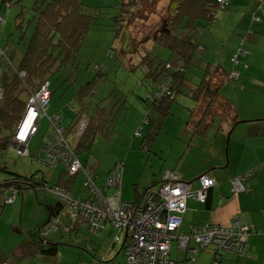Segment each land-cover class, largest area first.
Returning <instances> with one entry per match:
<instances>
[{"label":"rangeland","instance_id":"1","mask_svg":"<svg viewBox=\"0 0 264 264\" xmlns=\"http://www.w3.org/2000/svg\"><path fill=\"white\" fill-rule=\"evenodd\" d=\"M76 1L80 3L81 13L91 16V19L93 17L82 37L77 58L72 64L54 69L49 75V105L46 114H42L39 120L36 134L27 143L28 154L11 146V142L4 143L2 139L9 132L5 128L0 131V167H6L5 171L0 170V182L10 175L9 172L29 177L37 175L43 176L48 186H60L59 184L65 183L70 186L69 189L75 197L87 196V191L82 186L86 180L82 170L75 178H70L68 174H62V164L51 167L36 158L40 142L50 130L47 115L57 114L62 119L61 125L66 129L65 137L83 167H94L95 171H91V175L97 176L96 183L100 188L106 187L109 169L118 161L124 162L121 197L123 201L134 202L135 190L141 192L144 186L151 185L152 181L157 182L165 170H170L164 159L168 160L169 156L174 155V158L180 160L184 152L180 141H187L183 136L186 129L184 122L188 119V109L194 105L192 97L176 92L173 100L163 102L164 108L158 106L150 110L145 101L146 94L154 82L146 74L150 68L143 62V55L149 53V56H155L156 59L168 60L173 68L179 64L177 53L156 41L159 30L164 28L165 24H170V16L174 15L179 0H139L134 6L127 0ZM237 1L240 2L230 0L229 7L227 5L224 10L217 12L210 27H207L208 19L199 18L194 20L193 27H177L174 33L179 36H192L203 46L198 57L192 56L185 73L186 78H190L194 85L200 82L205 68L209 65H221L230 74L233 71L239 73L238 78L228 79L220 89V94L230 101L236 110L233 118H228L230 123L235 118H249L253 112L261 116L254 119H259L264 125V0H241L240 4H237ZM39 2L40 0H0V16L5 21L4 26H0V48L17 44L15 46L20 47L21 51L25 50L28 35L33 33L35 27L36 12L32 11V7ZM43 2L46 1L41 0L42 6L45 4ZM172 4L176 5L175 10H170ZM238 5H242V9L236 13ZM208 9L213 12L214 5L209 4ZM127 11V26L121 28L118 40L116 29L120 22H124L122 15ZM254 15L259 17V22H254ZM21 22L26 30H23V34L21 29L16 27V24ZM125 28L127 36L136 39L135 46H132L130 40L124 42L121 39ZM241 42L245 43L244 51L248 53L242 57L238 66H233L230 58ZM18 61L17 54L13 58V64L17 65ZM96 66L103 69L98 72ZM81 89L93 91L88 98L85 96V100L90 104L91 118L86 134L89 139L85 140L87 148L77 147L83 143V139L76 135L77 119L81 116L78 115L81 108ZM73 103L76 104L74 111L71 108ZM94 104H98L99 109L94 108ZM147 116L150 124L143 123ZM240 125L242 124L236 127ZM140 126L141 137H138L135 132ZM235 128L225 133V145L222 147L224 161L219 171L226 173L244 169V185L247 186L248 192L261 195L259 206L263 207L264 169L259 160H264V144L257 150L256 155L249 149H238L235 159L228 167L234 142L239 135ZM211 140L214 141L213 137ZM144 143L147 145L146 149L142 146ZM172 143L176 144L170 152ZM43 155L41 158H44ZM46 189L40 186H36L35 190L23 189L18 193L14 205L5 204V193L0 192V264H28L29 257L26 254L29 255L33 251L38 253L37 257L41 260L48 259V264H116L112 259H106V255L117 230L108 224L105 229L92 233L87 225L75 224L72 215L62 214L61 220L58 219V228H52L57 231H51L45 236L46 240H43L60 242L57 254L42 255L38 251L35 244L41 241L43 235V229L40 228L47 220V207L58 204L57 197ZM55 223L53 220L52 224ZM184 228H187V225H183L182 229ZM190 229L191 226L186 232ZM175 246L174 241V251ZM19 249L27 250L26 253H19ZM213 252L214 248L208 246L199 253H189L190 260L187 263L212 264ZM178 253L181 256L184 251L179 250ZM230 255L233 254L226 252L224 257ZM119 256L126 263L127 258L122 249ZM234 256L239 259L241 257Z\"/></svg>","mask_w":264,"mask_h":264},{"label":"trees","instance_id":"2","mask_svg":"<svg viewBox=\"0 0 264 264\" xmlns=\"http://www.w3.org/2000/svg\"><path fill=\"white\" fill-rule=\"evenodd\" d=\"M45 1L46 3L43 2L45 3L44 6H42L40 0L39 3L34 4V6L32 7V11L36 12L34 22L35 27L33 33L30 34V36L28 35L29 40L25 50L21 51L20 47L15 46L17 44H12L9 46L6 45L7 47H5L4 49L0 48L2 49L0 53V131L2 130V128H5L9 132L2 139L6 144L12 142L14 135L26 112L29 100L46 82L49 83L48 77L54 72V69L57 70L68 63L72 64L73 62H75L82 37H84V34L88 29L91 20L93 19V17L91 19V16L85 15L80 12V3H78L76 0ZM127 1L134 6L139 0ZM222 1L223 3L220 4L218 0H181L175 10L174 15L170 16V24H165V27L159 30L156 41L173 50L175 53H177V56L179 58V64H177L174 68L171 66L168 60L162 61L158 58L156 59L155 56H149V53L143 55V62L145 64L147 63V66L150 68V70H148L146 74L148 77H151L154 82L152 83L150 91L147 92L145 98V101L148 104V108L150 107L149 110L158 106L163 107V102L165 100H173L176 92H181L184 94L187 93L190 98L192 97V99H194V105L189 109L190 116L186 122V125L187 127L191 128L192 131L198 132L199 134L205 132L206 125L208 126V123L215 116L220 117L221 122L219 124V130L222 129L223 124H228L231 129L238 122V118H235L231 123L228 120V118H233V116L236 114V110L234 108V105L220 94V89L223 84L228 79L233 78L230 77L231 74L228 73L221 65H209V67L205 68L200 82H198L191 88L186 89L184 86V80L187 79L185 73L188 69V64L190 63L192 56H199V51L203 49V46L197 40L193 39L192 36H179L175 34L174 31L177 27L181 26H183L184 29L193 27L194 20L199 18L208 19L209 23L207 27H210L215 20V14L221 10H224L225 6H227L229 3L228 0ZM122 4L125 5V2L122 1ZM209 4L214 5L213 12L208 9ZM128 13L129 12L127 11L125 15H122L124 17V22H120L116 29V37L118 40L120 39L121 28L126 26L125 22L128 19ZM1 22H3L2 17H0V24ZM16 27L21 29L22 32H20L22 34L24 31H26L24 30V27H22V22L17 23ZM17 54L19 55V61L17 65H14L13 58L17 56ZM245 55L246 54H240L238 56L237 64L231 62L233 66H238L242 57H244ZM102 69V67L98 66L96 70L100 72ZM159 90L161 91L160 95L155 96V93ZM49 93L51 97L50 90ZM92 93V90L90 91L89 89H81L80 98L82 99L85 98V96H91ZM48 104L41 112V115L43 113H46ZM72 105H74L75 109L76 104L73 103ZM89 105L90 104L88 102V104H84L83 108L81 107L83 113L80 114L85 115L88 118V124L82 135H78L76 131V135L83 139V143L77 145V147L87 148L88 146L87 144H85V140L89 139L86 135L89 127V119H91L89 117ZM97 105L98 104H94V108L99 109ZM147 120H149L148 116L146 117V121ZM38 124L39 122H37V125ZM65 140L71 147L73 155L78 158L77 153L66 137ZM41 142L43 144V140ZM145 144L146 143H144L143 145ZM145 147H147V145H145ZM37 150L40 151L41 147ZM25 153L28 154V151H26ZM44 159L45 158L39 157V160L41 162ZM42 164L54 167L49 163L42 162ZM118 164H121L122 175L124 162L118 161L111 167L110 171L107 174L105 188H100L97 185V176H92L91 174L89 175V177L94 181L97 189L100 190L104 195L112 194L109 193V191H111V189L113 188L107 185V179L110 176L113 168ZM64 169L68 176L72 178L73 175L69 174L65 167ZM0 170L5 171L6 167L1 166ZM9 173L10 175H8L6 179L0 182V192L5 193V188L8 187L14 188V190H16L18 194L21 192V190L27 188H33L35 190L36 186H40L43 188L58 186L46 185L43 176L39 177L37 175H31L29 177L19 173ZM157 184L158 183L153 186H156ZM59 185L60 186L58 187L65 190L69 189L63 184ZM209 190L210 189H208L207 191L205 201H207L209 197ZM141 195L142 193L136 196V198L134 199V203L139 201ZM47 208L50 221H45L41 225L40 230L45 229L49 225L58 228V216L61 215V213L66 214L63 204L59 200L57 205L48 206ZM53 220L56 221L55 224H52ZM41 237V241L38 242V245L43 254L56 255L59 251V246L61 243L53 241L43 242L42 239L46 240V237L45 235H42ZM225 254L226 251L215 250L212 254V263L213 261H218L221 259L220 264H222V258Z\"/></svg>","mask_w":264,"mask_h":264},{"label":"built area","instance_id":"3","mask_svg":"<svg viewBox=\"0 0 264 264\" xmlns=\"http://www.w3.org/2000/svg\"><path fill=\"white\" fill-rule=\"evenodd\" d=\"M218 1L223 3L222 0ZM253 20L259 22V17L254 15ZM243 44L240 43V47L231 57L234 64L238 63L240 54H245ZM230 77L236 79L238 72L233 71ZM48 84L46 82L28 102L25 116L18 127L21 132L26 126L24 141L38 129L37 122L50 99ZM160 92L157 91L155 96H159ZM71 108L75 110L74 105ZM50 123L52 130L44 136L40 151L44 153L47 163L52 166L61 163L69 174L74 175L82 165L65 140V129L60 125V118L53 116ZM87 124L88 118L81 115L76 130L78 135L83 134ZM25 152L26 150L23 151ZM197 181L198 188L192 189L191 183L183 181L177 172L166 170L159 183L145 189L136 203L121 201L120 193L104 195L97 189L89 174L82 185L87 190L86 197H74L71 191L58 186L49 187L47 190L62 202L64 211L72 215L76 223L87 225L92 233L106 228L108 224L112 225L117 230L114 241H120L128 264H174L169 256L173 240H177L179 249L190 250L191 253L198 251V247L212 246L214 251L222 250L243 256L247 246L245 237L248 228L237 217L232 219L229 226L207 222L194 226L189 232L177 233L182 225L181 215L186 210L187 199L204 202L208 189L215 185V180L207 175L199 176ZM232 184L233 191L244 190L242 176L235 178ZM107 185L117 192L120 190L121 164L113 168ZM5 190V202H13L16 190L12 187ZM212 264L220 263L213 261Z\"/></svg>","mask_w":264,"mask_h":264},{"label":"crops","instance_id":"4","mask_svg":"<svg viewBox=\"0 0 264 264\" xmlns=\"http://www.w3.org/2000/svg\"><path fill=\"white\" fill-rule=\"evenodd\" d=\"M180 2L181 0H179V3ZM228 2H230V0H228ZM240 2L237 1V4H240ZM7 4L9 5L8 2ZM228 7H229V3H228ZM240 9H242V5H238V9L235 12L239 13ZM4 24H5V21L3 20L0 26H4ZM244 46H245V43L243 44V49H245ZM247 53L248 51L246 52L245 50V54ZM225 70L227 71V69ZM184 86L186 89H188L194 86V83L191 82L190 78H187L186 80H184ZM185 95H188V94L186 93ZM85 99L86 98L81 99L82 108L84 104H88L89 102L88 100H85ZM80 113H83L81 108L78 112V115ZM43 114H46V113H43ZM189 114L190 112L188 109V119L190 116ZM41 116L39 117V120ZM53 116L58 117L57 114H53L51 116L47 115L50 130L46 132L45 136L49 133V131L52 130L50 118L48 117L52 118ZM260 117L261 116L254 114L252 112L249 118H243V117L239 118L235 126L232 127L234 129L237 125L242 124L239 127L235 128V130H238L239 135H238L237 141L234 142V145H233L234 149H233V152L231 153V158L229 157L228 167L231 164L232 160L235 159L236 151L238 149L246 148V149H249L252 152V154L256 155L257 150L261 149V146H263L264 144V127L263 126L264 125L260 123L261 121L259 119H254V118H260ZM61 121L62 119H60V125H61ZM220 122H221L220 117L215 116L208 123V126L206 125V130L202 134L192 131L191 128L187 127L186 122H184L186 129L183 131V136L187 139V141H180L181 149L182 150L184 149L183 154H181L180 156V160H178L177 158H174V155H171V153H170L171 156H169L168 154L169 156L168 160L164 159L165 165L169 167L170 170L174 169L178 171L183 181L191 183L192 189L198 188L199 183L197 181V178L201 175H207L215 179V185H213L210 188L209 197L207 201L202 203L193 198L187 200L186 210L181 215V218L183 216L182 225L178 229L177 233H180V232L186 233V229L188 227L190 228L191 226V228H193L194 226L202 225V223L204 224L207 222H211L213 224H217L221 226H229L231 224L232 219L237 217L248 228V231L245 237L246 243H247L245 253L243 257L239 256L240 259L236 258L234 255H230L226 257H224L225 256L224 255L222 258V264H264V206L263 207L259 206V201L261 202L262 198L260 197L261 195L248 192L247 186L244 185V183L246 182V177L244 176V174H242L244 172V169H238L236 171H228L226 173H221L219 171L222 169L223 166L221 165H223V161H224V154L222 150L223 145H225L224 136H225V133L228 132V130L230 129L228 124H223L222 129L219 130ZM143 123L150 124L149 120L146 121V118L144 119ZM141 129H142V126H140L139 129L136 130L135 132V135H137L138 137H141ZM36 132L33 135H35ZM211 137H213L214 141L211 140ZM174 144L176 143L170 144V152L175 148ZM41 146H42V142H40V147ZM142 146L144 147V149H146L145 145H142ZM40 147L38 148L40 149ZM43 154H44L43 152L41 153V151L37 150L36 158L39 160V157H41V155ZM43 157L45 158L44 155ZM259 161H261L260 162L262 163L261 166L264 169V162H263L264 160L261 159ZM225 167L226 166H224V168ZM80 170H82L86 178L88 174L89 175L91 174V171H95L94 167L90 169L81 167L79 171ZM79 171L73 175V178H75V176L79 173ZM64 173H66V171L63 168L62 174ZM241 176L245 178L243 182V186L245 189L242 191L235 192L233 191L232 181L235 178H238ZM160 179H161V176L157 182L152 181L151 185L144 186L143 190L149 186H153L156 183H159ZM62 184L66 185L65 183H62ZM121 186H122V175H121ZM67 190L71 191L70 189H67ZM143 190H141V192L138 190L137 191L135 190L134 199L136 198L137 195L141 194ZM71 193L73 195L72 191ZM109 193H112L113 195L114 194L117 195L118 193H120V199L121 201H123L121 197V188L118 192L116 189H111ZM18 196L19 194L16 195L15 200L12 203H8V204L14 205L17 201ZM123 202H128V201H123ZM62 214H65V213H61V215L58 216L59 220H61L60 218ZM65 215H69V214L66 213ZM75 224H78V223L75 222ZM183 225H187V228L182 229ZM70 230H72V228H70ZM42 231H43V235L48 236L51 231H57V230H54L50 227V228L43 229ZM189 231H191V229ZM53 241H56V240H53ZM174 241L176 243L175 251L174 249H172V243ZM177 243H178L177 240H173L170 244L169 256L171 260L174 262V264H190V263H187V261L190 260V257H189L190 256L189 253H191L190 250H183L185 254L183 253V255L180 256L178 251L182 249L178 248ZM118 244L119 246H116ZM35 247H37L38 251L41 252L42 255H44L43 252L40 250L38 242L37 244H35ZM204 248L198 247V251H196L195 254L199 253V251L201 250H204ZM26 250H20L19 253L21 252L26 253ZM120 253H121L120 243L113 241V243H111L110 245V250L108 251L106 255L107 257L106 259H110V260L112 259L113 261L116 262V264H123V263L127 264V261L125 263V261H123L120 258L119 256ZM191 254H194V253H191ZM26 255L29 257L28 264H48L49 263L48 259L41 260L40 258H38L37 257L38 253H35L34 251L31 252V254L29 255L26 254ZM31 256L32 257L34 256V257L32 258Z\"/></svg>","mask_w":264,"mask_h":264},{"label":"water","instance_id":"5","mask_svg":"<svg viewBox=\"0 0 264 264\" xmlns=\"http://www.w3.org/2000/svg\"><path fill=\"white\" fill-rule=\"evenodd\" d=\"M175 8H176V5H174V4H172V7H171V9L170 10H175ZM124 42H127L128 41V36H127V28H125V31H124ZM127 40V41H126ZM131 51V50H130ZM24 116H25V114H24ZM24 118V117H23ZM22 134H23V132L21 131H19V129H17V131H16V133H15V135H14V138H13V140H12V142H11V146H13V147H15V148H18L21 152H23V151H25L26 150V147H27V143H28V141H29V138H27L25 141H24V136H23V138H22ZM17 135H19V137H17ZM22 138V139H21ZM44 139V138H43ZM20 143H22V144H20ZM42 162H45V163H47V161L44 159V160H42ZM243 177V176H242ZM244 179L245 178H243V182H244ZM245 189V188H244ZM47 221H50L49 220V217H48V219H47ZM50 227H52V228H54L55 229V226H52V225H49V226H47L46 228H50ZM45 228V229H46ZM220 261H221V259L220 260H218V262L220 263Z\"/></svg>","mask_w":264,"mask_h":264},{"label":"flooded vegetation","instance_id":"6","mask_svg":"<svg viewBox=\"0 0 264 264\" xmlns=\"http://www.w3.org/2000/svg\"><path fill=\"white\" fill-rule=\"evenodd\" d=\"M125 25L127 26V21L125 22ZM124 34L122 33V39H124ZM128 40H130V43L132 44V46H135L136 45V39L134 38V39H131V38H129Z\"/></svg>","mask_w":264,"mask_h":264},{"label":"bare ground","instance_id":"7","mask_svg":"<svg viewBox=\"0 0 264 264\" xmlns=\"http://www.w3.org/2000/svg\"><path fill=\"white\" fill-rule=\"evenodd\" d=\"M25 131H26V126L23 128V130H22V132H23V134H22V138H23V136H24V134H25ZM211 188V187H210ZM209 188V189H210Z\"/></svg>","mask_w":264,"mask_h":264}]
</instances>
